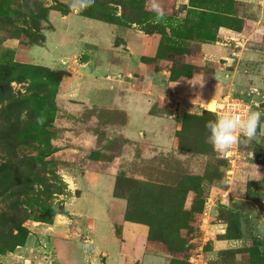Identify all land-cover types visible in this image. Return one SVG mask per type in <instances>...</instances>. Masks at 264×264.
I'll list each match as a JSON object with an SVG mask.
<instances>
[{"label":"rangeland","instance_id":"374dc122","mask_svg":"<svg viewBox=\"0 0 264 264\" xmlns=\"http://www.w3.org/2000/svg\"><path fill=\"white\" fill-rule=\"evenodd\" d=\"M73 2L0 0V79L24 76L10 82L25 122L17 156L44 161L28 183L41 189L48 211L27 208L29 234L14 259L26 253L18 264H264L258 242L264 240V123L224 153L208 143L205 128L217 115L216 104L205 108L211 100L240 98L264 112V99L252 102L254 94L264 97L257 11L238 0H209L206 8L236 16L240 25L230 27L229 16L195 15L176 36L172 28L186 19L187 0H155L162 16L153 0H90L83 9L70 7ZM11 40L14 49L5 45ZM48 40L62 47L54 51L61 68L27 58L31 48L38 55L49 50ZM106 59L117 69L97 70L96 84L119 82L116 92L108 85L76 93L68 87L78 70L89 74L82 64L93 60L98 67ZM155 87L162 90L153 95ZM120 97L152 102L150 114L169 120L163 131L172 145L157 146L151 122L130 121ZM181 103L188 110L179 113ZM128 125L143 135L129 139ZM8 205L0 197V211ZM133 205L134 214L155 222L153 238L146 223L126 220ZM171 226L180 231L175 246L163 243Z\"/></svg>","mask_w":264,"mask_h":264},{"label":"trees","instance_id":"16d2710c","mask_svg":"<svg viewBox=\"0 0 264 264\" xmlns=\"http://www.w3.org/2000/svg\"><path fill=\"white\" fill-rule=\"evenodd\" d=\"M209 0H188V2L182 6V10L185 14L184 22L182 26L178 25L176 28H172V30H177L178 32H173L176 36L180 33L185 32V28L187 26V21L190 20L191 17L200 15L201 18L208 16V14L216 15L215 19L218 18H233L231 20L230 27H234V23L237 21L240 25L241 19L233 15H228V13L218 12L215 10H210L206 8V3ZM225 1V0H221ZM226 1H234V0H226ZM27 5V4H26ZM28 6V5H27ZM204 15V16H202ZM198 17V16H197ZM200 18V19H201ZM239 20V21H238ZM204 21V20H202ZM218 21V20H217ZM109 22V21H108ZM178 24H180L178 22ZM201 27V23L198 24ZM178 28V29H177ZM204 29V28H203ZM232 29V28H230ZM174 73H171V78L175 77ZM23 77H13V79L6 80L4 82V78L0 79V105L6 101L4 107L0 109V113L2 114L3 121L0 122V147L5 149V155H0V197L8 200L9 205L6 209L0 211V254H5V252L10 253L15 250V248L23 246L26 242V238L29 234L25 226V222L30 217V212L27 210L30 209L32 212L38 211L42 209L45 212V203L43 199V194L41 193V189H35L32 187L28 180L31 176L37 175L40 170L39 165L44 166V161L42 159L36 158H27L22 157L21 159L17 156V148L21 144L19 141V132L23 131V126L25 124L24 120L21 119V105L23 101H17L14 92L10 86L11 81H21ZM6 85L7 87H3ZM186 121L184 120V126L186 129L188 128L187 124L190 119V115H185ZM184 117V118H185ZM184 146V145H181ZM151 186V185H147ZM248 196L251 197L252 193L249 192ZM152 204L147 205L149 208ZM128 210L126 212L127 221H131L134 223H146L147 220H143L140 215L134 214L133 209ZM37 208V210H35ZM131 209V208H130ZM157 211H161L160 207L155 208ZM161 215H157L155 218H160ZM154 224L155 222L152 221ZM149 221L146 223L150 227V238L154 237L155 229L153 227V223ZM161 222H164L162 220ZM176 223V221H175ZM13 230L17 233L14 235ZM164 240L166 243L168 239L176 245V242L180 240L179 229L175 227H167L164 228ZM160 242L162 241L161 236L158 239ZM258 240V239H257ZM256 240V241H257ZM260 245L264 247V240H258ZM178 248H172L173 251ZM177 261L171 260V264H175ZM178 263V262H177Z\"/></svg>","mask_w":264,"mask_h":264},{"label":"crops","instance_id":"0c3cea01","mask_svg":"<svg viewBox=\"0 0 264 264\" xmlns=\"http://www.w3.org/2000/svg\"><path fill=\"white\" fill-rule=\"evenodd\" d=\"M238 1L245 2L246 4L252 6L254 11L255 10L257 11V13L255 11L256 18L254 19V21H256L254 23V26L256 27L255 29L261 28V27L264 29V0H238ZM187 2H188V0H187ZM47 42H49V40ZM5 45L6 46H10L9 48H11V49H14V48L17 47V43L14 40L6 42ZM48 45L50 47L49 50L47 49L41 55H38L36 51L33 52V49L35 47L29 49L28 53H27V56H28L27 58L32 60L33 62L35 60H41V61L44 60L45 61L44 65L47 66V67H50V68H61L60 67L61 65L57 62V58L54 55V51L55 50L62 48L61 45L56 44L55 42H53L51 40L48 43ZM50 51L52 53H49ZM205 51H206V57H208L211 54L210 48L205 47ZM69 52L71 53V50ZM212 56H214V55H212ZM92 61L82 64L81 67L83 68V70L87 69L90 72H94L93 73L94 75H90V74H92L90 72H89V74L81 73L78 70V72H79L78 74L79 75H76L77 78L68 87H76L75 88L76 91L74 92V93H76L79 89H81V87H106L105 85H108L111 88V90H114L113 92H116L114 87H120L121 84L119 82L115 83V84H110V85L109 84H104L102 82H98L99 84H96L97 80L99 79V77L96 75V71L99 70L101 72L103 70H106L107 71L106 74H107V73L112 72L113 70L115 71L117 69V66L111 64L110 62H108V59H106L103 62H101V66H98V67H96V62H95V64H93ZM33 62H30V64H33ZM98 64H100V63H98ZM145 69H146V67H145ZM62 70H67V69L65 68V69H62ZM164 73H165V71H164ZM154 75L157 76V74H155V73H154ZM84 80H87V81L88 80H90V81L93 80L96 85H90L89 86L88 83L83 82ZM153 90H154L153 91V95H155V92L162 90V88H156V89H153ZM117 92H118V90H117ZM119 101L122 103L121 107L124 108L125 110L129 111V120L130 121L139 122L141 120V118H143V119H147L149 122H151V124L148 125V128L150 130H152V133H151L152 139L154 140V143L157 144V146H160L161 148H168V147H170L172 145V139L170 140L169 134L167 132L163 131V129H164L163 127L169 125L168 124L169 120L167 118H164V117H161V116H156V115L150 114V109H151L152 102H146L144 100H142V101L132 100V101H129V103H128V100L127 101H126V99L125 100L124 99L121 100V97H120ZM208 102L205 104V108H207ZM180 108H181V111L179 113H181L182 111H187L188 110V105L185 104V103H181L180 104ZM133 114L136 115L135 118L132 117ZM139 129H136L133 126L132 127L129 126L128 129H127L128 138L132 139V140H136L137 139V135L142 136L144 132L143 131H142V133L138 132ZM132 224L133 225H140V224H136V223H132ZM143 226L147 230V231H144V234H147L145 232H148V227L145 226V225H143ZM137 235H139V234L137 233ZM131 236L134 237V236H136V234L134 235V233L132 232ZM23 247L24 246L18 247L14 252H10V253L3 254V255L0 254V264H18V263L24 262L22 259H23V257H25L26 253L23 256L19 255L18 256L19 259H14V257H13L14 253L17 250L21 251Z\"/></svg>","mask_w":264,"mask_h":264},{"label":"clouds","instance_id":"9594fccd","mask_svg":"<svg viewBox=\"0 0 264 264\" xmlns=\"http://www.w3.org/2000/svg\"><path fill=\"white\" fill-rule=\"evenodd\" d=\"M90 0H74L70 7L79 9L85 8ZM152 8L156 10L158 16H162V11L155 0ZM264 112L249 109L246 115L241 116L238 112L226 110L216 115L214 119L205 122V128L208 130L207 141L218 153H224L233 144L237 143L241 137L251 138L255 135L257 125L264 123L261 116ZM39 123V118L37 119Z\"/></svg>","mask_w":264,"mask_h":264},{"label":"built area","instance_id":"2783aa9c","mask_svg":"<svg viewBox=\"0 0 264 264\" xmlns=\"http://www.w3.org/2000/svg\"><path fill=\"white\" fill-rule=\"evenodd\" d=\"M215 102L216 109L214 110V112L217 113V115L222 113L223 111L232 110L234 112H238L241 116H244L250 109V106L243 99H234L231 96H226L222 100ZM229 161L231 168L228 170V172L232 173L234 164L232 160Z\"/></svg>","mask_w":264,"mask_h":264},{"label":"water","instance_id":"95a60500","mask_svg":"<svg viewBox=\"0 0 264 264\" xmlns=\"http://www.w3.org/2000/svg\"><path fill=\"white\" fill-rule=\"evenodd\" d=\"M263 99H264L263 96L258 95V94H254V95H253V98H252V102H253V103L261 102Z\"/></svg>","mask_w":264,"mask_h":264},{"label":"bare ground","instance_id":"6f19581e","mask_svg":"<svg viewBox=\"0 0 264 264\" xmlns=\"http://www.w3.org/2000/svg\"><path fill=\"white\" fill-rule=\"evenodd\" d=\"M214 106H215V103L213 100L209 101L208 104H207V109L208 110H213L214 109Z\"/></svg>","mask_w":264,"mask_h":264}]
</instances>
